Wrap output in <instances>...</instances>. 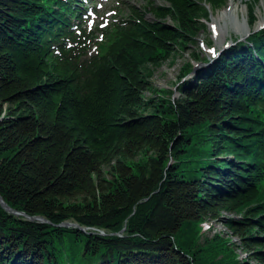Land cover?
<instances>
[{"label": "trees", "instance_id": "obj_1", "mask_svg": "<svg viewBox=\"0 0 264 264\" xmlns=\"http://www.w3.org/2000/svg\"><path fill=\"white\" fill-rule=\"evenodd\" d=\"M164 1L121 2L127 16L91 53L80 0H0V197L49 222L0 206V264H248L204 233L222 214L264 264V27L179 84L176 100H146L145 70L224 5ZM257 2L245 4L250 26Z\"/></svg>", "mask_w": 264, "mask_h": 264}, {"label": "rangeland", "instance_id": "obj_2", "mask_svg": "<svg viewBox=\"0 0 264 264\" xmlns=\"http://www.w3.org/2000/svg\"><path fill=\"white\" fill-rule=\"evenodd\" d=\"M125 2L128 5L140 7L141 9L147 4L165 6L166 2L164 0H82L81 3L85 8H93L89 11V28L94 30L97 37L98 49L100 50L104 47L106 40L104 36L102 37V31L100 30H110V25L117 19H124L127 16L125 4L122 5L121 2ZM230 0H224V5L218 8L212 9L207 6V17L202 18V23L206 26L205 29L199 31L198 37L195 42H186V46L183 50H176L175 53L164 63L157 67H148L145 70L148 76L149 89L143 94V97L148 99L164 98L176 100L179 97L178 92H176V87L187 82H193L195 80L198 71L203 70L205 65L212 63L216 58L220 57L227 50L231 48H236L239 45V41L244 40L252 30L256 31L255 24L258 21L259 16L264 15V0H258L254 7V17L255 21L250 26L247 23L250 21L248 16V10L245 4L250 5L253 0H234L237 4L238 11L240 12V18L244 19L248 28V32L240 36L233 29L228 27L226 33L223 35L222 39L217 40L215 32L212 29V24L214 17L217 18L226 9L228 2ZM145 19H153V15L150 11L145 12ZM220 24V23H219ZM264 26V25H263ZM241 39V40H240ZM95 46L91 47V52H95ZM103 52V50H100ZM194 57H198L196 60ZM200 60V61H199ZM187 63L192 64V66L197 67V71L188 75L185 78H181ZM223 216L218 221H206L207 225L203 231L209 237L214 233L221 236L229 238L231 242L236 246V254L239 259L244 263L257 264L256 262L249 259L245 250L240 247V243L236 237L231 235L230 230H228L224 224H222V219L226 217H231L228 214H222ZM208 228V229H207Z\"/></svg>", "mask_w": 264, "mask_h": 264}, {"label": "bare ground", "instance_id": "obj_3", "mask_svg": "<svg viewBox=\"0 0 264 264\" xmlns=\"http://www.w3.org/2000/svg\"><path fill=\"white\" fill-rule=\"evenodd\" d=\"M220 23V24H219ZM248 24V23H247ZM264 25V15L259 16L256 28ZM228 27L233 29L240 36L245 35L248 32V28L244 19L240 18V12L238 11L237 4L234 0L228 2L226 9L219 15V17L213 20L212 29L215 32L216 38L222 39L226 33Z\"/></svg>", "mask_w": 264, "mask_h": 264}, {"label": "water", "instance_id": "obj_4", "mask_svg": "<svg viewBox=\"0 0 264 264\" xmlns=\"http://www.w3.org/2000/svg\"><path fill=\"white\" fill-rule=\"evenodd\" d=\"M196 68L194 67L192 70V73L195 72ZM0 206L7 211L8 213L15 215V216H22L24 217L25 220L30 221V222H40V223H49L47 220H45L44 218H42L41 216H29L24 214L23 212H17L13 209H11L4 201L3 199L0 197ZM58 226L60 227H77L79 228L81 231H85L86 228H81L79 227L77 224L75 223H69V222H63L61 224H59ZM101 234H103L101 232Z\"/></svg>", "mask_w": 264, "mask_h": 264}]
</instances>
